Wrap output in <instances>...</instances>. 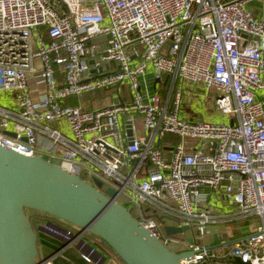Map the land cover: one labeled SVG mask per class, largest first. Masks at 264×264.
Returning <instances> with one entry per match:
<instances>
[{
	"label": "built area",
	"instance_id": "2783aa9c",
	"mask_svg": "<svg viewBox=\"0 0 264 264\" xmlns=\"http://www.w3.org/2000/svg\"><path fill=\"white\" fill-rule=\"evenodd\" d=\"M111 62L117 69L106 71ZM148 67L156 78L171 73L212 89L214 108L229 121L182 118L179 91L173 99L145 95L139 77ZM122 83L128 102L118 97L95 110L66 102ZM0 92L16 104H0V145L52 161L101 192L113 188L115 202L165 247L190 254L180 264H264V0H0ZM170 133L178 141L166 159L156 140ZM42 136L56 153L40 149ZM204 188L234 208L202 209ZM162 216L196 233L166 235ZM31 217L39 239L47 233L77 245L86 262H101L81 239L87 231ZM244 220L247 231L230 235ZM54 254L40 264H53Z\"/></svg>",
	"mask_w": 264,
	"mask_h": 264
},
{
	"label": "water",
	"instance_id": "95a60500",
	"mask_svg": "<svg viewBox=\"0 0 264 264\" xmlns=\"http://www.w3.org/2000/svg\"><path fill=\"white\" fill-rule=\"evenodd\" d=\"M127 134L131 142L130 128ZM95 184L102 186L100 180ZM116 195L113 188L101 192L52 161L0 145V264H40L47 256L27 209L53 217L64 229L73 231L59 220L89 232L124 264H180L179 258L190 256L165 247L124 205L115 202ZM173 231L168 229L169 234ZM232 263L244 264L239 258Z\"/></svg>",
	"mask_w": 264,
	"mask_h": 264
},
{
	"label": "crops",
	"instance_id": "0c3cea01",
	"mask_svg": "<svg viewBox=\"0 0 264 264\" xmlns=\"http://www.w3.org/2000/svg\"><path fill=\"white\" fill-rule=\"evenodd\" d=\"M255 2V1H254ZM257 6V5H256ZM118 64L115 62H111L105 65L106 68L109 70L106 71H115L117 69ZM141 90L145 93V95H151V93L156 92L158 93L161 98L167 99L170 97V99H173L174 94L179 91L181 93V100L183 99L182 104H180V116L184 119L186 117L191 118L192 120H205L208 117H211L204 109V103L205 100L209 95L212 96V92L209 89L203 88L201 84H192L190 82L183 83L180 81L178 77L175 78V76L171 73L169 74H162L160 78H156L155 75H153V72L151 68H147L146 72L139 77ZM123 84L119 86H115L113 88H107L102 89L103 92H113L115 91L116 94L111 95L110 102L115 101L116 98L120 97L123 101H130L131 94H129V88L126 92L122 90ZM129 87V86H128ZM121 90V91H120ZM122 92V93H121ZM214 94V92H213ZM115 96V99L113 97ZM68 104L72 106H80L83 108V101L80 102L77 97H69L66 101ZM85 108L91 109L90 107L86 106ZM137 135L142 134V129L140 127V124L137 125ZM178 141V136L170 133L167 134L164 138L159 140L157 142V146L160 147L163 151L164 157L166 159H169L171 157V151L174 147V144ZM185 144H193L194 147H202V149L206 152L209 151L210 146L208 143H201L196 140H190L188 139L185 141ZM203 192L206 193L207 201L212 200V192L209 189H202ZM219 192V191H217ZM220 193V192H219ZM221 198V197H220ZM222 199V198H221ZM224 200V199H223ZM40 241H41V248L42 253L44 255H50L54 254L52 258L53 264H124L121 260L118 262L116 259H118L111 249L106 245L103 244V247L95 248L97 256L102 257V261L100 263L96 262H86L83 260L80 256V251L77 247V245H68L62 247V242L47 234V233H41L40 235ZM106 259L104 260V257ZM104 260V261H103Z\"/></svg>",
	"mask_w": 264,
	"mask_h": 264
},
{
	"label": "rangeland",
	"instance_id": "374dc122",
	"mask_svg": "<svg viewBox=\"0 0 264 264\" xmlns=\"http://www.w3.org/2000/svg\"><path fill=\"white\" fill-rule=\"evenodd\" d=\"M253 5L258 6L259 2L255 1L253 3ZM137 62H138V59H134L132 61L131 65L132 66L135 65ZM37 63H38V61H35V64H37ZM122 84H123L122 90L126 94V92L128 90V84L127 83H122ZM203 88H204V86H203ZM209 90H211L212 96L209 95L207 97V99L205 100V102H203V103L205 106L204 110L211 117H208L205 120H207L209 122H219V123L228 122L229 118H227L224 114H222L220 110H217L214 108V106H213V104H214L213 90L212 89H209ZM112 93L116 94L115 91H113ZM112 93L111 92L110 93L109 92H103V90L98 89L97 91L85 92V93H82V95H80V96H72V97H77L80 102L83 101L84 107L88 106L91 109L95 110V109L110 105L113 102V101L110 102V100H112L110 98ZM259 94L262 96L264 95L263 92H259ZM126 97H127V94H126ZM113 99H115V96L113 97ZM182 102H183V99L181 100V104H182ZM0 104L3 107L9 108V109H13V110L16 109V104H15L14 99H12V97L8 93H5V92H0ZM68 105H70V104H68ZM180 113H181V110H180ZM186 120L192 121V119L189 117H186ZM58 126H59V130L66 132V134L69 137H71L67 123H65L64 121H59ZM158 141L159 140H156V144ZM51 143H52L51 139H49L47 136H42L41 137V143H40L39 147L45 153H56L57 148L52 147ZM43 157H45V156H43ZM53 161L57 162V160H55V159H53ZM211 199L212 200L208 201L207 203L202 204L201 208L207 209V210L209 209L211 211H218V212H222V211L226 212V211H229V210L234 208V205L232 203H229L226 199L225 200L221 199L220 193L217 191L212 192V198ZM161 222H162L161 229L166 235L169 234L168 229L174 230L172 232V236H175L177 238H183V239L188 238L191 235L196 233L195 229H193V228H190V230L186 231L185 233H182L181 226H180L179 222L173 218H168L166 216H162ZM248 224H249V220H244V221L239 222V224L237 225L238 229H234V228L229 229V234L230 235L244 234L248 229ZM67 225L69 227H74L68 223H67ZM75 231L78 232L79 229L75 228ZM81 239L84 240L88 245L90 244L91 246H93L96 249L97 248L101 249L103 247V244H104L102 242V240H100L96 236L91 235L89 232L84 234ZM116 260L118 262L120 261V263H121L120 258H118Z\"/></svg>",
	"mask_w": 264,
	"mask_h": 264
},
{
	"label": "trees",
	"instance_id": "16d2710c",
	"mask_svg": "<svg viewBox=\"0 0 264 264\" xmlns=\"http://www.w3.org/2000/svg\"><path fill=\"white\" fill-rule=\"evenodd\" d=\"M27 213L29 215H46L45 213L38 212V211H35V210H32V209H27Z\"/></svg>",
	"mask_w": 264,
	"mask_h": 264
},
{
	"label": "flooded vegetation",
	"instance_id": "af4514ba",
	"mask_svg": "<svg viewBox=\"0 0 264 264\" xmlns=\"http://www.w3.org/2000/svg\"><path fill=\"white\" fill-rule=\"evenodd\" d=\"M49 218L52 219L53 217H49ZM53 219H54V218H53ZM60 222H62V223L65 224V225L67 224L66 222L61 221V220H60Z\"/></svg>",
	"mask_w": 264,
	"mask_h": 264
}]
</instances>
